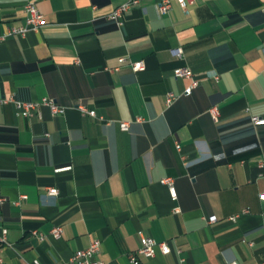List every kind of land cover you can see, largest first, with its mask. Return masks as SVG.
Here are the masks:
<instances>
[{"label":"crops","instance_id":"1","mask_svg":"<svg viewBox=\"0 0 264 264\" xmlns=\"http://www.w3.org/2000/svg\"><path fill=\"white\" fill-rule=\"evenodd\" d=\"M125 1L0 0V99L65 107L0 104V264H66L95 239L97 259L132 264L140 232L171 251L139 264L264 262V0L173 1L165 15L139 0L118 26ZM28 3L46 24L7 35Z\"/></svg>","mask_w":264,"mask_h":264},{"label":"built area","instance_id":"2","mask_svg":"<svg viewBox=\"0 0 264 264\" xmlns=\"http://www.w3.org/2000/svg\"><path fill=\"white\" fill-rule=\"evenodd\" d=\"M173 1H176L180 7L187 12V7L189 4H193L195 0H159L157 4V8L160 14L165 15L168 14ZM139 0H126L124 3H122L119 7H117L112 13L108 15V19L114 21L118 26L122 25V19L123 15L131 9L133 6H135ZM25 13H26V25L19 26V27H13L11 28L7 35H20L24 36L28 32L38 31L41 29L45 24L46 20L44 18V15L41 13V11L36 7L34 3H28L25 6ZM172 52L177 55H182V49L181 47L172 49ZM120 63L126 62V58L121 57L119 59ZM134 71H139L143 69V61H132L129 63ZM174 76L175 77H184L191 79V84L185 89L184 94L190 95L195 87L198 85V81L193 79V73L191 70L187 67H179L174 70ZM214 78L218 80V76L215 75ZM176 97L173 94H169L167 103H171ZM14 102L18 109V114L23 117H30L35 109L39 107L40 104H43L45 106H48L51 110V112L55 114L63 113L65 111V107L58 105L55 103L53 99H43L41 102H28V101H19L14 99L13 97L10 98H2L0 99V104L7 103V102ZM82 112L88 113L91 116H96V112L94 110H88L85 107L81 106L79 107ZM210 114L214 119L217 118L219 111L218 107H212L210 109ZM253 122L258 121V117L254 116L252 117ZM130 126V122L122 121L120 123V127L123 130H128ZM178 149H180V146L177 145ZM261 167L264 166V164L260 165ZM163 183L169 185L171 194L173 197H176V191L173 183L172 178H166L162 180ZM49 195H56L57 189L56 188H50L48 190ZM261 198L264 199V194L261 195ZM0 201H4V199H0ZM237 218V215L232 216L230 219L232 221H235ZM217 221V217L215 215L208 218L209 223H214ZM61 227L57 226L54 227L51 231L53 236L59 237L61 234ZM6 234L7 230L4 229L2 235L0 236V241L2 243L6 242ZM140 234V247L132 251L128 257L132 264H139L140 258H152L157 250L162 252L163 254H167L171 251V248L167 242H157L152 237L143 235L141 232ZM101 243L98 239H95L92 241L91 245L86 249H80L77 250L72 257L69 259V261L66 264H106L105 262L99 260L96 258L97 253L100 251ZM2 262V259L0 257V263ZM33 264H41L39 260H34ZM57 264V263H53ZM231 264H238L237 262L233 261ZM264 264V262L260 263Z\"/></svg>","mask_w":264,"mask_h":264}]
</instances>
